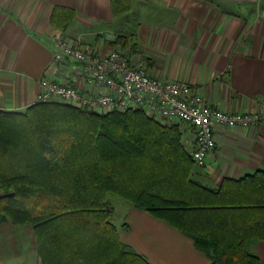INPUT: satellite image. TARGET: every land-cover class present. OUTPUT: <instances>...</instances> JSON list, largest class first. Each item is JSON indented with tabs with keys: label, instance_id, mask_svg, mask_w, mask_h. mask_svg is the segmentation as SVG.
Returning <instances> with one entry per match:
<instances>
[{
	"label": "crops",
	"instance_id": "1",
	"mask_svg": "<svg viewBox=\"0 0 264 264\" xmlns=\"http://www.w3.org/2000/svg\"><path fill=\"white\" fill-rule=\"evenodd\" d=\"M114 1L0 0V109L26 110L37 101L42 78L86 88L81 64L53 62L56 35L102 53L117 45L152 76L188 82L213 107L262 114L257 125L217 124V146L205 167L195 169L196 180L217 188L225 178L264 170V0H123L120 13ZM158 120L177 125L191 153L193 127ZM109 201L122 242L150 264L210 263L172 224L117 195ZM250 249L264 264V241ZM0 264H44L31 226L0 223Z\"/></svg>",
	"mask_w": 264,
	"mask_h": 264
},
{
	"label": "trees",
	"instance_id": "2",
	"mask_svg": "<svg viewBox=\"0 0 264 264\" xmlns=\"http://www.w3.org/2000/svg\"><path fill=\"white\" fill-rule=\"evenodd\" d=\"M196 168L179 127L142 109H0V223L31 226L44 264H150L122 242L110 194L191 236L209 264H261L264 170L210 188Z\"/></svg>",
	"mask_w": 264,
	"mask_h": 264
},
{
	"label": "built area",
	"instance_id": "3",
	"mask_svg": "<svg viewBox=\"0 0 264 264\" xmlns=\"http://www.w3.org/2000/svg\"><path fill=\"white\" fill-rule=\"evenodd\" d=\"M54 41L53 62L70 58L81 64L86 88L42 78L37 101L65 102L95 112L142 109L157 119L177 118L194 129L195 147L191 154L199 168L205 167L208 155L217 146V124L246 126L262 120L259 112L229 113L213 107L186 81L152 76L143 61H135L120 46L102 53L63 34L56 35Z\"/></svg>",
	"mask_w": 264,
	"mask_h": 264
},
{
	"label": "rangeland",
	"instance_id": "4",
	"mask_svg": "<svg viewBox=\"0 0 264 264\" xmlns=\"http://www.w3.org/2000/svg\"><path fill=\"white\" fill-rule=\"evenodd\" d=\"M116 47H118V46L116 45Z\"/></svg>",
	"mask_w": 264,
	"mask_h": 264
}]
</instances>
